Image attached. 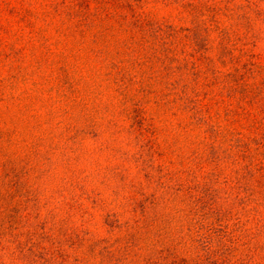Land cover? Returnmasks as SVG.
I'll return each mask as SVG.
<instances>
[{
	"label": "rangeland",
	"instance_id": "1",
	"mask_svg": "<svg viewBox=\"0 0 264 264\" xmlns=\"http://www.w3.org/2000/svg\"><path fill=\"white\" fill-rule=\"evenodd\" d=\"M0 264H264V0H0Z\"/></svg>",
	"mask_w": 264,
	"mask_h": 264
}]
</instances>
